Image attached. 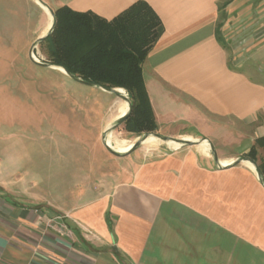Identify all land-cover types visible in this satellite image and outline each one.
Returning <instances> with one entry per match:
<instances>
[{"label":"crops","instance_id":"obj_1","mask_svg":"<svg viewBox=\"0 0 264 264\" xmlns=\"http://www.w3.org/2000/svg\"><path fill=\"white\" fill-rule=\"evenodd\" d=\"M42 1L0 0V10L34 8L37 42L53 23L49 8L110 20L139 0ZM144 1L164 25L142 65L158 129L243 141L254 125L250 140L264 135V0ZM110 183L66 205L0 182V264H264V183L251 167L211 169L179 153L129 163Z\"/></svg>","mask_w":264,"mask_h":264},{"label":"rangeland","instance_id":"obj_2","mask_svg":"<svg viewBox=\"0 0 264 264\" xmlns=\"http://www.w3.org/2000/svg\"><path fill=\"white\" fill-rule=\"evenodd\" d=\"M10 7L0 10V182L15 185L39 201L73 205L108 192L110 182L121 179L129 163L130 168L153 164L181 153L194 155L203 167L220 169L222 160L247 155L249 144L254 143L250 140L254 125H248L243 141L202 137L190 138V143L178 142L174 138L180 137L166 135L158 127L140 135L127 131L123 123L105 129L120 115L116 102L126 100L123 96L129 97L128 92L124 89L121 96L35 62L32 53L49 63L46 46L38 42L34 47L41 21L26 2L17 11ZM224 16L221 11L220 23ZM110 133L127 139L126 144L143 140L146 134L170 138L157 137V144L143 142L131 153L118 155L105 144ZM204 139L210 143L207 152L199 146ZM172 141L180 145L173 146ZM257 150L259 163L264 161V149ZM239 164L257 173L254 165Z\"/></svg>","mask_w":264,"mask_h":264},{"label":"trees","instance_id":"obj_3","mask_svg":"<svg viewBox=\"0 0 264 264\" xmlns=\"http://www.w3.org/2000/svg\"><path fill=\"white\" fill-rule=\"evenodd\" d=\"M54 17L53 30L39 41L46 46L48 62L98 87L125 89L132 110L123 121L124 128L137 135L156 131V116L142 70L164 32L154 9L139 0L109 20L64 5L54 10ZM257 147L264 149V135L255 139L247 153L258 163ZM258 166L264 180V161Z\"/></svg>","mask_w":264,"mask_h":264},{"label":"water","instance_id":"obj_4","mask_svg":"<svg viewBox=\"0 0 264 264\" xmlns=\"http://www.w3.org/2000/svg\"><path fill=\"white\" fill-rule=\"evenodd\" d=\"M41 2L44 4V2L41 0ZM50 9V12L52 13V15H53V23H52V25H51V27H50V29H49V31L44 35V36H42L35 44H34V47H36V44L41 40V39H43L44 37H46L52 30H53V26H54V22H55V17H54V10H52L51 8H49ZM32 58H33V60H35V62H37L38 64H41V65H47V66H52V67H54V66H56V65H53V64H50V63H46V62H41V61H39V60H36L35 59V57H34V55H33V53H32ZM64 68V67H63ZM65 69V68H64ZM65 71H66V73L68 74V75H70L71 77H73V78H75L73 75H71L66 69H65ZM76 80H78V81H80V82H82V83H84V84H88V85H92V86H96V85H93V84H91L90 82H87V81H84V80H82L81 78H75ZM99 87H101L102 89H104V90H106V91H110V92H117L118 93V91H117V88H108V87H105V86H99ZM119 95H121V96H123L122 94H120V93H118ZM123 97H125L126 98V100H127V102L129 103V109H128V111L125 113V114H123V115H121L118 119H116L115 120V122L111 125V126H109L108 128H107V130L108 129H110V128H116L118 125H120V124H122L123 123V121H124V119H125V117L131 112V110H132V104H131V101H130V99H129V97H127V96H123ZM156 134V136L157 137H160V138H162L163 140H168L170 137H168V136H166V135H162V134H159V133H155ZM146 136H148L147 134H146ZM145 136V137H146ZM175 140H177L178 142H184V143H190V142H192V141H190V140H188V139H178V138H174ZM207 140V139H206ZM142 141L143 140H140V141H137L136 143H134V144H132V146L130 147V149H128L126 152H124V153H131L132 151H134L137 147H139V145L140 144H142ZM195 142H199V141H195ZM105 144H106V146H107V148L110 150V151H112L113 153H115V154H118V155H120L121 153H123V152H120V151H118V150H116V149H114L113 147H111L109 144H107L106 142H105ZM211 147H212V149L214 150V145L213 144H211ZM215 158L216 159H218V155L217 154H215ZM241 161H250L254 166H255V169H256V171H257V174H258V177L263 181V183H264V180L262 179V173H261V171H260V169H259V166H258V163L254 160V159H252L251 157H249V156H243V157H240V158H238V159H235L234 161H232L231 163H229V164H227V165H222L223 167H230V166H233V165H236V164H238V163H240ZM222 164V163H221Z\"/></svg>","mask_w":264,"mask_h":264},{"label":"bare ground","instance_id":"obj_5","mask_svg":"<svg viewBox=\"0 0 264 264\" xmlns=\"http://www.w3.org/2000/svg\"><path fill=\"white\" fill-rule=\"evenodd\" d=\"M51 17V16H50ZM47 29V28H46ZM35 59L38 60L37 56L34 54ZM64 69V68H63ZM65 70V69H64ZM117 91L121 94L124 95L125 91L123 88H117ZM129 109V103L127 102V100H122L118 103L117 105V111L119 112L120 115L125 114ZM117 112V113H118ZM115 118V117H114ZM116 119V118H115ZM113 122V121H112ZM111 122V123H112ZM118 136V135H117ZM117 136H114L112 133L108 134L106 143L109 144L111 147H113L114 149L120 151V152H126L128 149H130V147L132 146V143H128L126 144L127 139H122L119 138ZM145 139V140H144ZM143 139L142 143L145 142V145H151L154 144L158 141V138L156 135H148ZM110 140V141H109ZM157 144V143H156ZM171 144H173V146H179L180 143L172 141ZM160 145V144H159ZM199 146L205 151L207 152L210 149V143L208 140L204 139L200 142Z\"/></svg>","mask_w":264,"mask_h":264},{"label":"built area","instance_id":"obj_6","mask_svg":"<svg viewBox=\"0 0 264 264\" xmlns=\"http://www.w3.org/2000/svg\"><path fill=\"white\" fill-rule=\"evenodd\" d=\"M34 55V54H33Z\"/></svg>","mask_w":264,"mask_h":264}]
</instances>
